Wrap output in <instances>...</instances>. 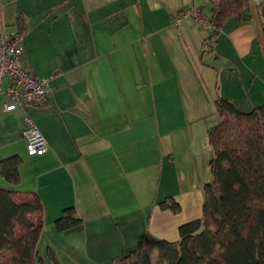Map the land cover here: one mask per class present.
Segmentation results:
<instances>
[{"label":"crops","instance_id":"crops-1","mask_svg":"<svg viewBox=\"0 0 264 264\" xmlns=\"http://www.w3.org/2000/svg\"><path fill=\"white\" fill-rule=\"evenodd\" d=\"M251 1L255 19L250 6L209 38L171 18L210 12V0H0V34L23 21V66L56 75L43 107L0 102V161L20 159L18 182L0 176V188L39 197L45 264H116L146 234L174 243L201 218L213 101L264 106V0ZM24 115L46 140L41 156L26 153ZM67 208L80 224L57 233Z\"/></svg>","mask_w":264,"mask_h":264},{"label":"trees","instance_id":"trees-1","mask_svg":"<svg viewBox=\"0 0 264 264\" xmlns=\"http://www.w3.org/2000/svg\"><path fill=\"white\" fill-rule=\"evenodd\" d=\"M210 1L217 30L250 7V0ZM259 10L264 19V2ZM23 26L18 22L21 36ZM213 105L220 122L208 133L213 157L210 181L202 189L201 218L180 226L174 243L146 234L116 263L150 264L156 257V264H264V106L243 112L221 97ZM19 164L16 156L0 161V176L16 184ZM161 206L178 210L175 204ZM43 220L36 194L0 188V264H45L38 252ZM79 224L74 209L67 208L54 229L62 233ZM49 258L57 264L53 255Z\"/></svg>","mask_w":264,"mask_h":264},{"label":"built area","instance_id":"built-area-1","mask_svg":"<svg viewBox=\"0 0 264 264\" xmlns=\"http://www.w3.org/2000/svg\"><path fill=\"white\" fill-rule=\"evenodd\" d=\"M185 20H192L209 38L215 37L217 30L212 14L202 8L188 7L180 10L171 18V25L178 27ZM23 37L18 33L0 34V102L2 110L11 112L24 107H43L50 94V83L55 74L38 78L22 64ZM22 137L28 156H41L47 143L36 128L33 120L23 116Z\"/></svg>","mask_w":264,"mask_h":264},{"label":"water","instance_id":"water-1","mask_svg":"<svg viewBox=\"0 0 264 264\" xmlns=\"http://www.w3.org/2000/svg\"><path fill=\"white\" fill-rule=\"evenodd\" d=\"M250 6H251L252 15H253V17L255 19V13H254V10H253V4H252L251 0H250ZM259 40L261 42L262 49H264V41H262V36H261L260 32H259Z\"/></svg>","mask_w":264,"mask_h":264},{"label":"rangeland","instance_id":"rangeland-1","mask_svg":"<svg viewBox=\"0 0 264 264\" xmlns=\"http://www.w3.org/2000/svg\"><path fill=\"white\" fill-rule=\"evenodd\" d=\"M40 255H41V253H40ZM80 264H97V263L83 262V263H80ZM100 264H102V263H100ZM107 264H109V263H107ZM116 264H119V263H116ZM150 264H156V257H153V258L150 259Z\"/></svg>","mask_w":264,"mask_h":264}]
</instances>
